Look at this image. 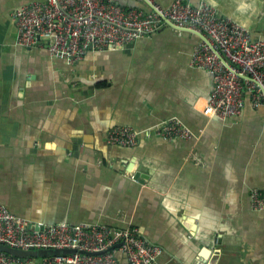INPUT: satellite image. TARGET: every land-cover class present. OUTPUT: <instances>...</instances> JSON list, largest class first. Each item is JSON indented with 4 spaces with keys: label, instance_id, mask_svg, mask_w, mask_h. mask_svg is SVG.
Returning <instances> with one entry per match:
<instances>
[{
    "label": "crops",
    "instance_id": "1",
    "mask_svg": "<svg viewBox=\"0 0 264 264\" xmlns=\"http://www.w3.org/2000/svg\"><path fill=\"white\" fill-rule=\"evenodd\" d=\"M30 1L0 0V203L31 224L137 227L161 247L150 264H264V209L249 197L264 194V104L246 95L239 114L210 112L212 77L190 62L200 32L164 22L72 63L16 42L12 12ZM188 1L264 36V0ZM172 116L194 136L106 140L115 125Z\"/></svg>",
    "mask_w": 264,
    "mask_h": 264
},
{
    "label": "built area",
    "instance_id": "2",
    "mask_svg": "<svg viewBox=\"0 0 264 264\" xmlns=\"http://www.w3.org/2000/svg\"><path fill=\"white\" fill-rule=\"evenodd\" d=\"M155 9L126 7L114 0H39L12 12L16 42L23 46L45 42L50 54L76 62L89 51L116 50L157 30L164 22L205 36L193 48L190 62L212 77L208 106L213 115L239 114L245 96L253 106L264 104V36L254 37L238 22L221 17L207 2L192 5L173 0ZM189 139L194 132L177 117L141 130L115 125L108 143L135 145L141 137ZM254 210L264 209V194L252 188ZM0 203V243L17 248H72L71 253L40 257L38 264H150L161 247L137 227L117 228L81 221L75 224H31ZM121 259H124L122 261ZM0 264H25L0 251Z\"/></svg>",
    "mask_w": 264,
    "mask_h": 264
},
{
    "label": "water",
    "instance_id": "3",
    "mask_svg": "<svg viewBox=\"0 0 264 264\" xmlns=\"http://www.w3.org/2000/svg\"><path fill=\"white\" fill-rule=\"evenodd\" d=\"M144 1V5L148 9H155L153 2L151 0H142ZM169 24H172L168 22ZM201 34V33H200ZM202 35V34H201ZM202 38L207 41L204 35H202ZM131 165V164H130ZM140 175L139 172H135L134 177L138 178ZM31 226V224H30ZM0 251L6 252L14 257L25 259L27 257H46L50 255H56L60 253H71L74 251L72 248H63V249H56V248H30V249H23V248H17L14 246H9L4 243H0Z\"/></svg>",
    "mask_w": 264,
    "mask_h": 264
}]
</instances>
